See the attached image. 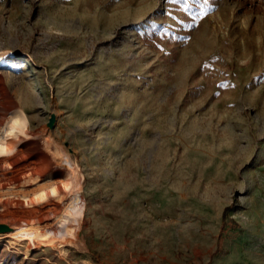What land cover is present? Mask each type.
<instances>
[{
  "label": "rangeland",
  "instance_id": "1",
  "mask_svg": "<svg viewBox=\"0 0 264 264\" xmlns=\"http://www.w3.org/2000/svg\"><path fill=\"white\" fill-rule=\"evenodd\" d=\"M5 109L57 185L0 264H264V0H0Z\"/></svg>",
  "mask_w": 264,
  "mask_h": 264
},
{
  "label": "bare ground",
  "instance_id": "2",
  "mask_svg": "<svg viewBox=\"0 0 264 264\" xmlns=\"http://www.w3.org/2000/svg\"><path fill=\"white\" fill-rule=\"evenodd\" d=\"M2 113L0 203L13 206L21 217L30 212L41 222L51 202L49 181L54 187L57 185L51 177L53 153L43 140L28 131L19 115L7 109Z\"/></svg>",
  "mask_w": 264,
  "mask_h": 264
},
{
  "label": "water",
  "instance_id": "3",
  "mask_svg": "<svg viewBox=\"0 0 264 264\" xmlns=\"http://www.w3.org/2000/svg\"><path fill=\"white\" fill-rule=\"evenodd\" d=\"M53 121H54V117H53V116H51V117H50V119H49V122H48V124H47V125H48L49 127H51V126H52V124H53ZM0 230H3V228H2V227H0Z\"/></svg>",
  "mask_w": 264,
  "mask_h": 264
}]
</instances>
